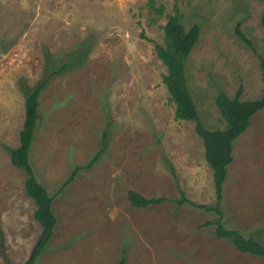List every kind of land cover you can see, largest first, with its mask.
<instances>
[{
  "label": "rangeland",
  "instance_id": "obj_1",
  "mask_svg": "<svg viewBox=\"0 0 264 264\" xmlns=\"http://www.w3.org/2000/svg\"><path fill=\"white\" fill-rule=\"evenodd\" d=\"M148 1L0 0V264H26L41 235L26 176L7 149L19 144L24 91L43 82L29 163L56 227L34 264H264L205 226L215 214L179 203L213 207L217 200L195 124L175 120L153 47L163 45L174 6L186 31L200 27L185 64L187 86L202 125L222 130L219 92L232 98L241 87L242 101L262 95L264 0H154L162 16ZM232 156L224 224L264 244V110ZM131 191L166 201L133 208Z\"/></svg>",
  "mask_w": 264,
  "mask_h": 264
},
{
  "label": "trees",
  "instance_id": "obj_2",
  "mask_svg": "<svg viewBox=\"0 0 264 264\" xmlns=\"http://www.w3.org/2000/svg\"><path fill=\"white\" fill-rule=\"evenodd\" d=\"M147 6L156 16H162L165 10L163 6L156 7L154 0H149ZM173 12L174 14L167 17L162 27L163 45L154 44V52L156 58L166 68V74L162 77V84L167 90L169 101L174 105L175 120L195 124L194 131L202 142L204 160L212 173V182L217 200L216 205L213 207L196 205L183 198L179 203L185 202L193 208L215 214L216 217L206 223L205 226H213L214 235L217 238L230 243L240 253L264 259V244L252 236L245 237L237 230L227 228L221 210L223 186L227 181L228 168L233 160V145L250 128L251 119L264 110V58L258 57L263 86L261 97L255 101H242L243 92L241 87L232 98L223 92H219L215 98V106L224 122V128L222 130H207L200 122L198 111L187 86L185 71L187 58L198 43L200 27L193 25L186 31L176 6L173 7ZM260 26L264 30V9L260 17ZM235 34L239 40L252 48L251 42L239 31L238 26L235 28ZM71 65L70 62L63 64L53 70L52 75H59L69 70ZM45 86L46 82H43L31 91H24V121L22 130L19 133V144L15 149H7L11 165L15 169L23 171L26 176L24 182L25 193L34 202L33 218L41 228V235L26 264H34L46 250L56 227V218L49 197L44 187L36 179L29 163L30 150L35 139L39 99ZM97 159L98 156L94 157L88 168L96 163ZM170 171L175 178V171L173 169ZM76 173L77 171L70 175L68 182L74 178ZM127 197L130 206L137 209L160 205L166 201L165 199H146L132 191L128 192ZM0 242L2 244V237ZM118 264H124V260H121Z\"/></svg>",
  "mask_w": 264,
  "mask_h": 264
}]
</instances>
